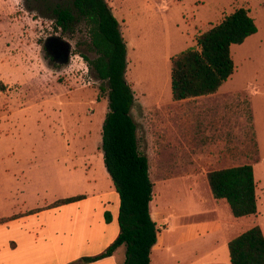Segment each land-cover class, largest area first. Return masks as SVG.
Wrapping results in <instances>:
<instances>
[{
  "label": "rangeland",
  "instance_id": "obj_1",
  "mask_svg": "<svg viewBox=\"0 0 264 264\" xmlns=\"http://www.w3.org/2000/svg\"><path fill=\"white\" fill-rule=\"evenodd\" d=\"M44 1L0 0V217L26 211L36 194L58 192L55 185L47 186L42 170L59 161L48 154L49 149L72 153L85 147L93 148L98 158L103 154L108 92L100 89L101 81L76 52V39L63 36L72 44L67 63L53 60L46 40L60 34L53 33V7ZM50 1L55 5L66 0ZM107 2L128 47L126 79L135 96L131 113L155 183L152 208L157 203L165 216L192 215L199 208L198 198L203 197L206 206L214 209L215 201L207 197V171L252 158L258 215L264 223V0ZM241 7L249 10L258 31L232 45L233 74L216 93L174 101L171 57L197 47L201 33ZM233 146L241 150L231 151ZM227 147L240 160L226 162ZM19 150L29 153L21 155ZM112 190L111 183L107 192ZM102 205L99 214L110 210L114 215L113 195L103 199ZM51 214L50 232L73 228L67 216L56 220ZM227 214V209L222 211L224 218ZM35 219L39 220L33 216L0 225V253L8 251L0 255V264L44 261L40 251L31 252V235L16 229L27 230ZM99 226L104 232L111 230L109 223ZM101 242L99 247L105 240ZM49 251L43 255L45 263L57 264L54 250ZM91 251L80 248L73 254Z\"/></svg>",
  "mask_w": 264,
  "mask_h": 264
},
{
  "label": "trees",
  "instance_id": "obj_2",
  "mask_svg": "<svg viewBox=\"0 0 264 264\" xmlns=\"http://www.w3.org/2000/svg\"><path fill=\"white\" fill-rule=\"evenodd\" d=\"M53 33L76 39V52L88 64L90 73L108 92L109 111L103 124L104 163L120 198V233L104 252L83 256L70 264L93 262L111 256L126 245L123 264H150V254L158 241L160 228L151 216L154 182L148 157L141 151L137 124L132 116L135 96L126 79L127 44L120 23L107 0H66L52 5ZM258 31L249 10L237 8L197 38V47L171 57V89L175 101L212 94L234 72L231 52ZM212 194L225 199L235 217L256 214L258 197L253 165L247 163L206 173ZM85 195L59 198L45 208L78 201ZM45 208L29 210L33 214ZM20 215L0 218V223ZM113 219L111 211L104 214ZM232 264H264V232L256 224L229 242Z\"/></svg>",
  "mask_w": 264,
  "mask_h": 264
},
{
  "label": "crops",
  "instance_id": "obj_3",
  "mask_svg": "<svg viewBox=\"0 0 264 264\" xmlns=\"http://www.w3.org/2000/svg\"><path fill=\"white\" fill-rule=\"evenodd\" d=\"M186 100L187 99L179 101L184 102ZM228 149L230 148H226V162L235 163L236 160H240L239 157H236V153H230ZM237 149L241 150V148L233 146L231 151H236ZM26 151L28 150H19V154L27 155L29 151ZM30 153L33 154L32 150H30ZM48 154L53 157L54 161L58 159L59 161L42 168V170H45L46 174L44 179L47 181L46 184H48V187L55 185V188H60L57 190L58 192L52 195L47 193L44 197L36 194L31 198V203L26 211L11 215L3 213L0 218L10 217L16 214L20 216L16 219L0 223V225L33 216L39 219H35V221L28 226L27 230L20 227L16 228L20 231L28 232L31 235V252L38 254L40 251V258H44V261L38 262L37 264H48L49 261L45 263V259L47 258L45 256L49 255V248L54 250L55 253L53 256L56 255L55 259H57V264H70L83 256H96L101 254L120 233L118 221L120 198L106 169L104 154L98 158L93 148L86 149L85 147L77 151L74 150L72 153L66 152V150L64 153H60L57 149H49ZM72 154L77 155V158L71 157ZM59 155L62 156L58 157ZM251 162L252 158L247 159L243 163L226 165L221 168L247 163L253 165ZM41 179L43 178L41 177ZM100 182H102L101 185ZM111 183L114 189L112 190L113 192H110L112 194L107 192L109 184ZM64 188H66V190H64ZM207 193L208 199L215 201V208H208L205 204L206 199L199 197V208L192 215H190L189 212L187 214L172 213L169 216H165V214L160 213L161 209L157 208V203L155 204V208H152V203L154 202L153 200L151 201V216L160 230L158 233V241L150 254V264H232L229 251L230 240L256 224L260 225L264 232V223L258 215L259 208L256 214L235 217L232 214L228 202L225 199H216L212 194L210 186H208ZM80 194L85 195V198L61 206L45 208L59 198ZM110 195L114 196L116 211L114 215L112 214V221L106 222L105 216L102 213L99 214L98 210L100 206L103 207V199L106 200ZM34 202L37 204L34 205ZM17 204L18 203H16V205ZM226 205H228V208ZM36 208L45 209L33 214H26L29 210ZM226 209L228 214L227 217L224 218L222 211ZM50 213H52L50 218L56 220L61 219L63 216H67L73 228L69 230L60 229L53 233L50 232L48 218V214ZM241 220L242 223H239ZM101 222L111 224V230H105L107 232H104L99 226ZM29 229L33 230L31 231ZM34 230L35 232H33ZM102 239L105 240V244L103 247H99L102 244ZM19 245L20 243L18 247ZM46 245L49 247L46 248ZM96 247L99 249L97 250ZM80 248L93 249V251L85 254H73L74 250ZM6 252L8 251H3L0 255H4ZM64 252H67L69 255L63 257ZM125 259L126 245L123 244L119 246L111 256L103 257L93 262L79 264H123Z\"/></svg>",
  "mask_w": 264,
  "mask_h": 264
},
{
  "label": "water",
  "instance_id": "obj_4",
  "mask_svg": "<svg viewBox=\"0 0 264 264\" xmlns=\"http://www.w3.org/2000/svg\"><path fill=\"white\" fill-rule=\"evenodd\" d=\"M57 39L59 40L58 48L53 54V57L57 63L65 64L69 61L71 55L72 44L70 41L62 38L60 35H55L46 40V47L51 46Z\"/></svg>",
  "mask_w": 264,
  "mask_h": 264
},
{
  "label": "flooded vegetation",
  "instance_id": "obj_5",
  "mask_svg": "<svg viewBox=\"0 0 264 264\" xmlns=\"http://www.w3.org/2000/svg\"><path fill=\"white\" fill-rule=\"evenodd\" d=\"M58 43L59 40L57 39V41L53 42L51 46L47 47V49L50 51V54L53 58V60L55 61L53 54L55 53L56 49L58 48Z\"/></svg>",
  "mask_w": 264,
  "mask_h": 264
}]
</instances>
